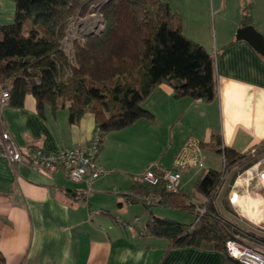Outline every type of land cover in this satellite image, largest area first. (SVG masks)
<instances>
[{
    "label": "crops",
    "instance_id": "1",
    "mask_svg": "<svg viewBox=\"0 0 264 264\" xmlns=\"http://www.w3.org/2000/svg\"><path fill=\"white\" fill-rule=\"evenodd\" d=\"M13 5L0 0V24L13 18ZM169 5L182 34L214 59L215 98L175 99L168 85L157 86L142 103L152 119H138L102 138L97 162L107 172L89 186L71 182L61 170L32 171L0 157L3 264H223V253L211 247L168 248L167 240L148 235L150 214L165 216L148 210L132 219L138 227L123 223V216L131 205L141 204V194L132 191L134 182L157 166L180 172V194L197 211L206 198L196 183L208 170L223 171L216 141L239 154L251 153L264 141V56L235 39L244 27L245 11L264 37V0H171ZM0 125L21 149L38 147L48 153L89 144L97 128L89 112L75 124H69L67 111L60 107L44 106L38 112L31 94L19 108L0 106ZM257 166L243 171L247 179L242 175L236 180L237 174L230 179L231 205L241 209L244 192L262 198L263 211L257 220L252 216L255 222L264 212V172ZM217 199L214 206L221 213Z\"/></svg>",
    "mask_w": 264,
    "mask_h": 264
},
{
    "label": "trees",
    "instance_id": "2",
    "mask_svg": "<svg viewBox=\"0 0 264 264\" xmlns=\"http://www.w3.org/2000/svg\"><path fill=\"white\" fill-rule=\"evenodd\" d=\"M170 1L14 0L13 21L0 24V89L8 93L7 105L19 108L25 95L31 94L38 112L44 106L63 108L69 124L89 112L101 144L108 133L141 118L152 119L142 103L161 84L172 89L175 99L212 101L216 95L214 59L182 34ZM93 14L102 17L103 30L84 35L82 44L72 42L73 57L69 58L64 52L69 25L74 18ZM242 20L244 26L250 25L247 11ZM216 146L223 171L208 170L196 183V190L206 198L200 207L203 214L187 204L180 191L168 193L161 183L134 182L132 191L141 194L138 201L148 210L155 205L195 210L190 224L150 214L148 235L167 240L168 248L211 247L223 253V264H240L226 254L225 242L233 226L218 215L215 192L225 171L238 166L245 171L257 160L250 152L239 154L221 147L219 141ZM258 146L257 154L264 152V141ZM147 195L159 201L147 205L143 201Z\"/></svg>",
    "mask_w": 264,
    "mask_h": 264
},
{
    "label": "built area",
    "instance_id": "3",
    "mask_svg": "<svg viewBox=\"0 0 264 264\" xmlns=\"http://www.w3.org/2000/svg\"><path fill=\"white\" fill-rule=\"evenodd\" d=\"M8 99L7 91L0 89V106L7 105ZM100 146L96 129L94 139L83 147H74L55 153H48L38 147H28L23 150L0 125L1 158L10 164H25L32 171L53 173L61 170L73 183L85 181L89 186L106 174L107 171L97 162ZM260 177L264 179V174ZM180 180L179 171L157 166L144 172L138 182L151 186L161 183L166 192L176 194L180 191ZM143 201L147 205H155L159 198L147 195ZM197 211L201 215L205 210L199 208ZM248 240H251L250 237L240 232L232 234L225 242L226 254L240 264H264V244H261L259 248H252L247 245Z\"/></svg>",
    "mask_w": 264,
    "mask_h": 264
},
{
    "label": "rangeland",
    "instance_id": "4",
    "mask_svg": "<svg viewBox=\"0 0 264 264\" xmlns=\"http://www.w3.org/2000/svg\"><path fill=\"white\" fill-rule=\"evenodd\" d=\"M9 2V5L12 7V1L13 0H5ZM13 11H14V5H13ZM14 13V12H13ZM13 21V18L9 20L8 23H11ZM103 19L100 15L93 14L90 16H87L85 18H74L71 24L68 27L67 30V36L64 42V52L68 55L69 58L73 57V50H72V42H77L82 44L84 42V35L90 34V33H96L99 34L103 30ZM67 40H69L67 42ZM261 146H257L254 148V150L250 153L251 156H254L255 159L257 160L255 164H257V171L260 173L261 171L264 172V152L257 154V150H259ZM216 159L218 160V168L221 169L220 166V160L218 155H216ZM241 168L234 167L233 169H229L228 175L224 181L221 182V184L218 186L216 192H215V197L218 199V206L221 209V213L217 212L218 215L226 222L230 223L233 226L232 233L235 234V230H241L245 234H249L251 240H248L247 245L252 248H259L264 244V212H263V217L262 219L258 220L255 222L253 220V217H247L244 212H241L242 206L241 204L240 207L231 205L230 202L233 199L231 195V187L230 185V179L233 176V174H237L236 180L240 179V177L243 175V171L240 170ZM253 180L254 178L251 177ZM241 179H247L246 175H243ZM250 182V181H249ZM188 188H191V184L188 186ZM223 188V191H222ZM241 188V185L238 187ZM196 194V193H195ZM195 194H193L191 197H196ZM221 194V195H220ZM241 195L245 196L243 199H247L249 197L251 198H257L261 199L260 196H254L252 194L248 193H240ZM247 197V198H246ZM192 198V199H193ZM198 199L201 197H197ZM242 199V200H243ZM263 201V200H262ZM264 204V202H263ZM133 207H129L127 214L123 216L124 222L127 223L129 222L130 225L133 227H138L139 223L135 224L132 222V219L134 217H139L140 215H147L148 209L143 206L142 204H134L131 205ZM154 214L160 215V216H165L167 218L173 219L175 221H178L180 223H185L189 224L194 222L196 218L195 213H189L186 211H180V210H172V209H161L156 206L150 207V209ZM251 211L254 210L251 209ZM143 221L140 223V225H143ZM120 224V223H119ZM126 226H129L126 225ZM255 238V239H254ZM259 240V242H258Z\"/></svg>",
    "mask_w": 264,
    "mask_h": 264
},
{
    "label": "water",
    "instance_id": "5",
    "mask_svg": "<svg viewBox=\"0 0 264 264\" xmlns=\"http://www.w3.org/2000/svg\"><path fill=\"white\" fill-rule=\"evenodd\" d=\"M235 39L246 41L259 55L264 56V37L251 25L239 28Z\"/></svg>",
    "mask_w": 264,
    "mask_h": 264
},
{
    "label": "bare ground",
    "instance_id": "6",
    "mask_svg": "<svg viewBox=\"0 0 264 264\" xmlns=\"http://www.w3.org/2000/svg\"><path fill=\"white\" fill-rule=\"evenodd\" d=\"M243 198V197H242ZM247 198V197H246ZM239 204H241L244 213L248 216V217H254L255 220H257L260 215V213L263 211V207H262V201L257 199V198H247V199H241L239 201ZM254 208V213L253 211H251V209Z\"/></svg>",
    "mask_w": 264,
    "mask_h": 264
}]
</instances>
